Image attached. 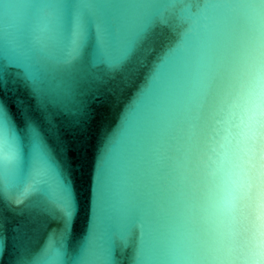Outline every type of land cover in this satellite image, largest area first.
Wrapping results in <instances>:
<instances>
[{
	"label": "water",
	"instance_id": "95a60500",
	"mask_svg": "<svg viewBox=\"0 0 264 264\" xmlns=\"http://www.w3.org/2000/svg\"><path fill=\"white\" fill-rule=\"evenodd\" d=\"M0 80V264H232L201 241L264 182V0H0Z\"/></svg>",
	"mask_w": 264,
	"mask_h": 264
},
{
	"label": "snow or ice",
	"instance_id": "6c2138e0",
	"mask_svg": "<svg viewBox=\"0 0 264 264\" xmlns=\"http://www.w3.org/2000/svg\"><path fill=\"white\" fill-rule=\"evenodd\" d=\"M157 27L169 28L172 21L161 18L156 21ZM151 29L141 32L136 43L147 38ZM131 50L127 53L131 54ZM3 81L0 80V86ZM31 118L29 117V120ZM0 126L3 128V151L8 158L9 138L16 134L14 118L8 107L0 102ZM35 141L39 143L38 129L33 128ZM221 197L232 198L235 219L231 230L226 234L205 232L201 241V251L209 258L231 261L232 264L244 261L246 264H264V182L256 184L255 177L242 188L239 182L226 186ZM77 212L75 201L67 195V184H62L60 193L53 203L51 218L57 223L53 237L70 233Z\"/></svg>",
	"mask_w": 264,
	"mask_h": 264
}]
</instances>
